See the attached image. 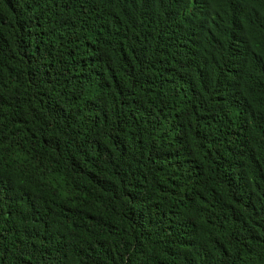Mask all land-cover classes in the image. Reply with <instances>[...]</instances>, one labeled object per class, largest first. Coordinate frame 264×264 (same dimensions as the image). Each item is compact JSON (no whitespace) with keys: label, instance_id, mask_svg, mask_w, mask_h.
Instances as JSON below:
<instances>
[{"label":"trees","instance_id":"16d2710c","mask_svg":"<svg viewBox=\"0 0 264 264\" xmlns=\"http://www.w3.org/2000/svg\"><path fill=\"white\" fill-rule=\"evenodd\" d=\"M0 264H264V0H0Z\"/></svg>","mask_w":264,"mask_h":264}]
</instances>
